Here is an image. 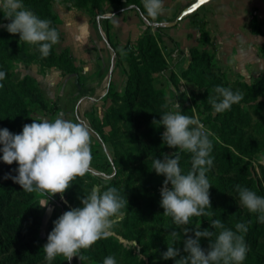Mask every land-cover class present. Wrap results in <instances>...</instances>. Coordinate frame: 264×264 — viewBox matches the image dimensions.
<instances>
[{
    "label": "rangeland",
    "instance_id": "374dc122",
    "mask_svg": "<svg viewBox=\"0 0 264 264\" xmlns=\"http://www.w3.org/2000/svg\"><path fill=\"white\" fill-rule=\"evenodd\" d=\"M122 1L124 5L129 6L125 3L126 0ZM76 2V0H62L51 4L59 32V42L52 48L53 53L60 57L55 63H49L47 58H41L37 47L20 41L19 34H10L5 28L0 27V41L3 44V47L0 46V71L6 73L5 79L0 81L4 85L0 91L9 98L26 97L35 93L31 88H27L29 82L33 87H37L41 99L48 104L49 109L51 105L57 107V111L51 114L31 111L18 125V129H23L25 124H31L33 120H54L57 113L63 112L64 119L81 123L91 134V170L83 177H77L72 181L63 198L59 193L48 197V201L53 203L54 213L51 218L43 215L41 207V204L47 201V195L33 192L34 199L41 209L40 238L43 246L53 230V222L64 212L81 207V198L88 195L94 185H99L101 191L115 187L119 194L126 198L128 206L122 210L125 215L115 226L113 236L99 240L89 250H81L86 259L82 262L78 257H74L70 264H103L104 258L110 255L115 257L117 264H175L173 259L161 258V254L167 250V244L172 242L170 239L172 231L177 232L175 246L181 249L182 255H187L182 251L183 241L187 238L184 236V228L202 229L205 216L201 218L194 216L188 225L183 226H177L171 217L165 216L164 209L160 206V193L165 177L152 174V163L140 154L144 146L156 149L160 153V159H163L164 153L178 154L183 173L186 174L191 169V154L169 148L162 140L158 141V137L151 131L155 125L153 122L146 123L147 119L157 118L159 121L161 115L170 110L180 111L183 115L199 120L204 125V129L211 133L209 139L213 142L211 153L213 166L207 173V178L212 184L209 192L210 190L213 192L210 198V203L214 205L213 209L219 213L225 211L223 212L225 220L230 222L231 226L235 227L237 223L251 226L258 220L257 214L250 213L240 204L236 186L233 188L230 185L243 176L251 177L264 196V163L261 162L264 160V64L259 65L252 75H247L244 71L237 73L226 70L224 63L218 58L219 49L215 46L217 43L213 41L205 22L191 16V30L198 35V44L189 48L187 54L173 47L167 51L161 34L155 30L149 31L156 39L165 62L162 70L157 72L149 70L152 88L162 94V99L144 96L143 99L129 101L124 97L129 78L127 64L124 62L116 66V58L111 50L112 64L103 65L101 63L103 59L99 57V52L91 42H78L75 39L74 35L77 32L74 24L75 16L67 19L62 17L61 21L53 7L61 4L74 9L75 14H86L91 19L97 17L96 13L88 8L76 6ZM101 3L104 15L111 14V8L119 9L124 6L112 7L107 0H102ZM25 8L33 11L31 7L25 6ZM2 14L0 13V25L10 23L9 20L1 18ZM144 19L149 22L148 19ZM145 20H143L144 24H146ZM149 25L147 27H150ZM250 32L260 38L259 44L255 45V41L252 43V48H257L256 51L263 58L264 63V17L252 18ZM102 36L104 38V34ZM192 48L207 53L211 61L209 63L206 61V65L211 64V67L200 64L201 66L191 74V78L187 79L184 77V72L192 64L193 55L190 51ZM102 56L105 57V54ZM79 67L84 69L83 73L79 72L77 69ZM71 68L75 71L69 74ZM97 70L109 73L99 90L106 86L108 80L119 98L116 100L108 98L94 103L88 97L87 105L81 111H78L79 106L74 100L69 103L63 100L66 93L81 92L82 79L86 78L87 82H90ZM212 79L218 80L219 86L241 91L244 99L226 112L215 113L208 98L216 95L214 92L216 87L206 88V84ZM236 83L240 85L236 86ZM57 94L61 95L59 100ZM177 102L181 107L174 109ZM165 104L168 105L167 109L163 107ZM109 109L119 110L123 116H106V111ZM129 114L143 120L144 124L140 131L132 129ZM159 129L162 137L165 129L162 125H159ZM237 140L240 141V147L245 154L227 143ZM225 148H228L229 155L233 154L242 160V163L234 166V159L229 158L230 169L227 173H223L227 162L225 156L228 155V152L226 154L224 151ZM246 165L248 169L243 172L238 171ZM169 188H171L170 184ZM225 190L227 192L223 194ZM231 203L235 205L229 210ZM258 229L264 230V224L258 222ZM212 231L218 234L220 230ZM188 235L194 236V233L190 232ZM58 258L61 259V264H69L63 257ZM243 264H264V234L258 239L256 250L248 248Z\"/></svg>",
    "mask_w": 264,
    "mask_h": 264
},
{
    "label": "clouds",
    "instance_id": "9594fccd",
    "mask_svg": "<svg viewBox=\"0 0 264 264\" xmlns=\"http://www.w3.org/2000/svg\"><path fill=\"white\" fill-rule=\"evenodd\" d=\"M142 15L151 21H157L164 14V0H141ZM131 7V5H129ZM0 13L10 23L0 25L10 34H19L20 41L36 46L41 58H47L54 45L59 42V33L52 27L51 20L41 19L25 8L22 0H0ZM6 77L0 71V81ZM0 83V88H3ZM216 95L208 101L215 113H223L244 99L241 91L217 86ZM165 109L168 105H163ZM181 106L177 102L174 109ZM165 131L162 141L169 148L191 154V169L185 174L180 167L178 154L164 153L163 159L155 158L152 168L157 175L165 177L161 188L160 206L163 214L171 217L177 226L188 225L192 217L208 216L211 208L209 189L212 187L207 173L213 166V142L211 133L204 129L199 120L181 114L180 111H165L159 121ZM0 159L7 164H18V175L6 174L4 179H12L28 193L47 195L63 194L71 187L72 181L90 172L92 160L91 134L87 127L79 122L64 119V113H57L54 120H33L25 124L20 134H13L7 128L0 129ZM264 163V160L261 161ZM169 184L171 188H169ZM240 204L250 213L257 214L258 222L264 224V196L253 190L236 185ZM81 207L64 212L53 223V230L43 246L48 264L57 257H63L69 264L74 257L84 261L81 250H89L99 240L114 235L115 226L123 219L122 211L128 206L117 188L108 187L101 191L94 185L90 193L81 198ZM217 234L208 229L184 228L183 253L176 247L177 232L170 233L171 243L161 254L164 260L173 259L175 264H243L248 252L244 234L248 228L237 223L235 231L225 228L219 219L211 222ZM194 233V236L188 233ZM201 238L209 240L207 250L200 245ZM103 264H117L114 256H107Z\"/></svg>",
    "mask_w": 264,
    "mask_h": 264
},
{
    "label": "trees",
    "instance_id": "16d2710c",
    "mask_svg": "<svg viewBox=\"0 0 264 264\" xmlns=\"http://www.w3.org/2000/svg\"><path fill=\"white\" fill-rule=\"evenodd\" d=\"M58 1L62 2V0H22L24 5L31 7L33 10L32 12L39 18L51 20V26L55 28L57 18L52 11L51 4L52 2ZM76 1V6L88 8L92 12H95L96 16L101 17L104 15V9L101 3L102 0ZM107 1L112 7L124 5L122 0ZM125 3L137 7L142 14L141 0H126ZM192 17L196 18L197 14L194 12ZM1 18L5 19L3 14ZM149 31L150 27H147L143 36L136 41L135 44H128L120 47L119 44L110 37L108 30H104L107 44L115 55L116 66L125 62L129 67V78L124 93V97L129 101H137V99L145 98L144 96L162 99V94L152 88L149 70L154 72L160 71L165 67V62L158 48L156 39ZM155 31L157 32L158 30ZM0 46L3 47L2 41H0ZM190 51L193 55V60L188 70L184 72V77L187 79H190L194 70L201 65L211 67V64L206 65V61L208 63L211 61L207 53L199 52L195 48L190 49ZM194 54L197 56L195 57ZM59 59L60 57H57L53 53V50H51L50 55L47 57L49 63H55L59 61ZM144 64L147 66H143ZM73 71H75V69L71 68L68 72L71 74ZM235 85L239 86L240 84L236 83ZM217 86H219V81L216 79H212L210 83L206 84V88ZM27 88H31L35 93L27 95L26 97L15 96L9 98L0 91V129L7 128L13 134H20L22 129H18V125L25 120L26 116L31 111H40L48 114L57 111L56 105H51V108H48V104L41 99V94L37 87H33L28 82ZM108 98L111 100L119 98L111 82L108 85L107 92L103 99L107 100ZM106 116L118 117L123 115L119 110L109 109L106 111ZM129 117L132 120V129L137 132L140 131L141 126L144 124L143 120L131 114H129ZM154 121H158V119H147L146 123L153 122L155 126L151 131L158 137V141H161L162 138L160 136L159 125L154 123ZM227 143L235 150L245 154L244 150L240 147L239 140L236 142L228 141ZM224 151L226 154L228 152V155L225 156L227 162L224 166L223 173H227L230 169L229 158L234 159V166H238L242 163V160L241 158L235 157L233 154L229 155L228 148H225ZM140 154L151 163H153L155 158L160 159V153L152 147L144 146ZM0 156H2V153H0ZM17 168L18 164L16 162H13L12 165H7L0 159V264H48L45 260V253L43 251V241L40 238L41 209L38 202L34 199V193L25 192L19 184L14 183L10 178L4 179L6 174H10L11 176L18 175L15 171ZM245 169H248L247 165L241 167L238 171L243 172ZM151 173L155 174L152 166ZM238 184L241 185V187H246L255 191L259 196H263L261 189L251 177L247 178V176H243L242 178H238V180L232 182L230 186L234 188V186ZM226 192L225 190L223 194H226ZM212 193V190H210V198ZM234 205V203H231L228 209L231 210ZM213 206L214 205L211 203V208L206 209L210 215L205 216V219L203 218L204 224L201 230L208 229L212 231V220L219 219L224 224L225 228L235 231V227L231 226L230 222L225 220V215L223 213L225 211L219 213L213 209ZM201 217L202 216L199 218ZM247 228L248 231L244 234L245 243L250 250L254 251L258 247V239L264 234V230L258 229V220L251 226H247ZM200 245L202 249L207 250L209 247V240L207 238H201ZM52 264H61V259L57 257L52 261Z\"/></svg>",
    "mask_w": 264,
    "mask_h": 264
},
{
    "label": "crops",
    "instance_id": "0c3cea01",
    "mask_svg": "<svg viewBox=\"0 0 264 264\" xmlns=\"http://www.w3.org/2000/svg\"><path fill=\"white\" fill-rule=\"evenodd\" d=\"M53 7L61 21L62 17L67 19L75 16L74 24L77 29L75 39L78 42H91L99 52V57L103 59L101 62L103 65L106 63L111 65V55H113L107 44L104 30H108L110 37L120 47H123L134 44L147 29V25L143 22L145 17L135 6L124 5L119 9L111 8V14L92 19L86 14H75L74 9H69L65 5L56 4ZM164 7V14L158 17L157 21L149 19V26L151 31L158 30L157 32L161 34L167 51L173 47L187 54L189 48L198 44V35L191 30L190 25V18L195 12L197 19L205 22L213 41L217 43L215 46L219 49L217 50L218 58L221 63H224L226 70L237 73L244 71L247 75H252L259 65L264 64L263 58L256 51L257 48H252V43L255 41V45L259 44L260 38L250 32L252 18L264 17V0H204V2L201 0H164ZM102 54H105V57ZM77 69L80 73L84 71L82 67ZM107 74L105 71L97 70L90 82L82 77V91L75 94L66 93L63 100L68 103L74 100L79 106L78 111L86 107L88 97L94 103L103 101L106 86L104 85L101 91L99 87L105 76L107 78ZM59 94H57V100L61 97ZM52 204L49 200L48 204L42 207L46 218H51L54 213Z\"/></svg>",
    "mask_w": 264,
    "mask_h": 264
},
{
    "label": "water",
    "instance_id": "95a60500",
    "mask_svg": "<svg viewBox=\"0 0 264 264\" xmlns=\"http://www.w3.org/2000/svg\"><path fill=\"white\" fill-rule=\"evenodd\" d=\"M111 71H112V69H111ZM108 78H109V76H108ZM108 83H109V81L107 80V84H106V90H105V92H107Z\"/></svg>",
    "mask_w": 264,
    "mask_h": 264
},
{
    "label": "built area",
    "instance_id": "2783aa9c",
    "mask_svg": "<svg viewBox=\"0 0 264 264\" xmlns=\"http://www.w3.org/2000/svg\"><path fill=\"white\" fill-rule=\"evenodd\" d=\"M144 20H145V19H144ZM145 21H146V22H145L146 25H149V24H150L147 20H145ZM173 56H175V55L173 54Z\"/></svg>",
    "mask_w": 264,
    "mask_h": 264
},
{
    "label": "snow or ice",
    "instance_id": "6c2138e0",
    "mask_svg": "<svg viewBox=\"0 0 264 264\" xmlns=\"http://www.w3.org/2000/svg\"><path fill=\"white\" fill-rule=\"evenodd\" d=\"M201 2H204V0H201Z\"/></svg>",
    "mask_w": 264,
    "mask_h": 264
}]
</instances>
